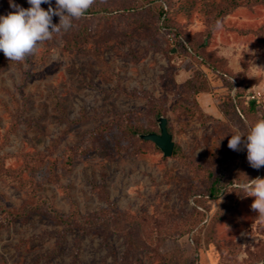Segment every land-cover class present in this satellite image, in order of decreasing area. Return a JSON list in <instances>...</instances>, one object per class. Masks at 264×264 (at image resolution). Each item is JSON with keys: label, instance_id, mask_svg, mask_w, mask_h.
Wrapping results in <instances>:
<instances>
[{"label": "rangeland", "instance_id": "374dc122", "mask_svg": "<svg viewBox=\"0 0 264 264\" xmlns=\"http://www.w3.org/2000/svg\"><path fill=\"white\" fill-rule=\"evenodd\" d=\"M90 9L23 62L0 52V264H264L236 187L264 167L228 147L264 119V0ZM158 116L167 157L139 137Z\"/></svg>", "mask_w": 264, "mask_h": 264}, {"label": "clouds", "instance_id": "9594fccd", "mask_svg": "<svg viewBox=\"0 0 264 264\" xmlns=\"http://www.w3.org/2000/svg\"><path fill=\"white\" fill-rule=\"evenodd\" d=\"M29 8H23L9 0L15 9L0 16V52L9 61L23 62L27 56L34 55L39 45L53 39L54 34L67 32L73 27V21L85 16L96 0H27ZM48 4L47 10L41 7ZM59 17V23H53V17ZM246 137V141L242 140ZM247 149V160L254 169L264 167V119L257 120L245 135L240 131L231 135L228 147L240 151L241 145ZM246 196L255 197L251 207L264 218V178H256L236 185Z\"/></svg>", "mask_w": 264, "mask_h": 264}, {"label": "water", "instance_id": "95a60500", "mask_svg": "<svg viewBox=\"0 0 264 264\" xmlns=\"http://www.w3.org/2000/svg\"><path fill=\"white\" fill-rule=\"evenodd\" d=\"M156 121L159 129L158 133H143L139 134V137L144 140L152 141L160 149L163 156H170L174 143L171 134L167 131L166 118L163 116H158Z\"/></svg>", "mask_w": 264, "mask_h": 264}, {"label": "trees", "instance_id": "16d2710c", "mask_svg": "<svg viewBox=\"0 0 264 264\" xmlns=\"http://www.w3.org/2000/svg\"><path fill=\"white\" fill-rule=\"evenodd\" d=\"M13 3L19 5L20 7H25V8H29L30 5L28 4L27 0H12ZM0 16H4V15H7L9 14L10 12H13L15 9H13L11 6H10V3H9V0H0ZM103 10H106V9H103ZM111 9L108 10V12H110ZM115 10V9H113ZM95 12L94 9H89L87 11V13H93ZM161 12V11H160ZM154 144V143H153ZM173 151V150H172ZM214 191H216V189H214L213 191L211 190L210 193H212L214 195ZM209 193V194H210ZM216 193V192H215ZM194 202V201H193ZM196 206L197 205V202H194Z\"/></svg>", "mask_w": 264, "mask_h": 264}, {"label": "built area", "instance_id": "2783aa9c", "mask_svg": "<svg viewBox=\"0 0 264 264\" xmlns=\"http://www.w3.org/2000/svg\"><path fill=\"white\" fill-rule=\"evenodd\" d=\"M251 97L254 99V97H255V96H254V95H252Z\"/></svg>", "mask_w": 264, "mask_h": 264}]
</instances>
